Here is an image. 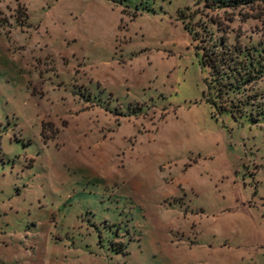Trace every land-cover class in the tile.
Listing matches in <instances>:
<instances>
[{
  "label": "rangeland",
  "instance_id": "1",
  "mask_svg": "<svg viewBox=\"0 0 264 264\" xmlns=\"http://www.w3.org/2000/svg\"><path fill=\"white\" fill-rule=\"evenodd\" d=\"M201 8L0 0V264H45L50 241L87 264H264V119L206 102ZM263 9L230 44L264 50Z\"/></svg>",
  "mask_w": 264,
  "mask_h": 264
},
{
  "label": "trees",
  "instance_id": "2",
  "mask_svg": "<svg viewBox=\"0 0 264 264\" xmlns=\"http://www.w3.org/2000/svg\"><path fill=\"white\" fill-rule=\"evenodd\" d=\"M197 5L202 7L201 24L195 21L197 10L184 14V21H189L185 27L198 41L200 63L209 72L203 93L206 102L215 116L229 113L234 120L249 116L251 121L259 122L264 119V103H256L257 96L252 93L264 75V50L240 41L230 44L227 22L232 23L235 14L246 19L260 17L253 13L263 8L264 0H197ZM211 23L222 31L221 38L216 39L209 30Z\"/></svg>",
  "mask_w": 264,
  "mask_h": 264
},
{
  "label": "crops",
  "instance_id": "3",
  "mask_svg": "<svg viewBox=\"0 0 264 264\" xmlns=\"http://www.w3.org/2000/svg\"><path fill=\"white\" fill-rule=\"evenodd\" d=\"M69 242L67 241H50L46 244L47 247V258L45 264H87V244L85 242L76 243V247L72 248L68 246ZM34 247L36 250L38 249L40 253H42L41 243L37 242ZM33 248V249H34ZM75 249V250H74ZM43 259H41V263L43 264Z\"/></svg>",
  "mask_w": 264,
  "mask_h": 264
}]
</instances>
